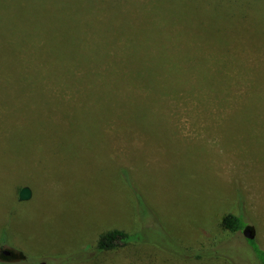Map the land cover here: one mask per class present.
I'll use <instances>...</instances> for the list:
<instances>
[{
  "label": "rangeland",
  "instance_id": "obj_1",
  "mask_svg": "<svg viewBox=\"0 0 264 264\" xmlns=\"http://www.w3.org/2000/svg\"><path fill=\"white\" fill-rule=\"evenodd\" d=\"M53 1L68 17L78 15L79 3L82 12L104 5L107 18H120L113 7L118 0ZM121 1L126 2L122 10L133 18L119 20L121 29L185 42L191 48L181 58L191 63L202 64L206 57L220 71L230 63L222 76H202L205 71L199 68L201 76H161L191 87L199 82L207 90L226 78L222 100L210 98L208 105L187 98L188 104L173 108L171 129L139 125L148 138L134 143L117 140L113 129H106L102 151L92 156L100 164L91 170L85 165L93 144L65 130L56 140L46 129L43 137L23 145L21 151L26 152L20 154L10 143L17 111L9 95L5 106L0 104V246L21 251L25 260L0 264H259L241 230L225 231L217 215L239 210L244 223L255 229L254 241L264 248V0ZM197 48L203 51L199 55ZM178 56L172 59L178 61ZM138 78L155 92L163 90L161 81L167 83L154 76ZM247 90L263 97L253 114L257 121H227L240 102L248 103ZM168 131L169 137L159 136ZM112 162L127 166L128 184L109 170ZM24 185L32 195L19 201L18 190ZM136 194L157 204L164 228L149 221L146 225L152 228L141 229V236L158 242L93 249L98 234L106 230L138 229L130 205Z\"/></svg>",
  "mask_w": 264,
  "mask_h": 264
},
{
  "label": "trees",
  "instance_id": "obj_2",
  "mask_svg": "<svg viewBox=\"0 0 264 264\" xmlns=\"http://www.w3.org/2000/svg\"><path fill=\"white\" fill-rule=\"evenodd\" d=\"M122 3L126 2L118 0L113 5L120 18H107L104 5L82 12L78 3L75 7L78 15L68 17L54 6L53 0H0V104L5 106L11 96L17 122L10 143L16 145L20 154L25 155L26 151H21L23 145L43 137L46 129L53 131L56 140L65 130L74 139L93 144L94 151L86 152L90 163L85 165L93 170L100 163L99 158L93 161L92 156L102 151L99 145L108 138L106 129H113L117 140L123 138L125 143H134L139 138H148L139 125L171 129L169 117L173 108L188 104L187 98L207 104L210 98H217L215 103L221 102L219 95L226 86V78L215 89L207 90L199 82L191 87L186 81L174 83L161 76H201L197 68L205 71L202 76H222L230 63L219 67L223 71L206 57L202 64L191 63L181 58L191 48L185 42L174 43L156 32L121 29L117 26L119 20H133L130 12L122 10ZM194 51L196 55L203 52L198 48ZM164 54L171 58H158ZM174 55H179L180 60L172 59ZM138 76H154L167 83L161 81L163 90L155 92ZM247 91L250 105L240 102L235 115H227V121L235 124L257 121L258 116L253 114L259 112L263 97ZM230 95L231 92L224 98L226 103ZM169 135V131L159 134ZM126 168L112 162L109 170L126 185ZM130 205L136 211L133 220L138 229L106 230L98 234L93 249L105 251L127 244L158 242L141 236V229L150 227L146 225L149 221L164 228L163 219L155 210L157 204L136 194ZM217 217L219 226L229 233L245 225L239 210L225 211ZM165 235L169 237L168 233ZM246 240L259 264H264V248L254 239Z\"/></svg>",
  "mask_w": 264,
  "mask_h": 264
},
{
  "label": "water",
  "instance_id": "obj_3",
  "mask_svg": "<svg viewBox=\"0 0 264 264\" xmlns=\"http://www.w3.org/2000/svg\"><path fill=\"white\" fill-rule=\"evenodd\" d=\"M31 190L28 186L24 185L22 187L19 188L18 190V194H17V199L19 201H26V200H29L31 198ZM241 233L243 234V236L246 238V239H254L255 237V229L252 225L250 224H245L243 226V228L241 229ZM7 251H6V254L8 256H10L12 259H15V260H18V259H23L24 258V254L17 250V249H14L10 246H7ZM39 264H44L43 262H40Z\"/></svg>",
  "mask_w": 264,
  "mask_h": 264
},
{
  "label": "flooded vegetation",
  "instance_id": "obj_4",
  "mask_svg": "<svg viewBox=\"0 0 264 264\" xmlns=\"http://www.w3.org/2000/svg\"><path fill=\"white\" fill-rule=\"evenodd\" d=\"M7 249L8 248H7L6 245L0 246V262L10 263V262H17V261H22V260L24 261L25 260V255H24V258L23 259H18V260L12 259L10 256H8L6 254Z\"/></svg>",
  "mask_w": 264,
  "mask_h": 264
}]
</instances>
